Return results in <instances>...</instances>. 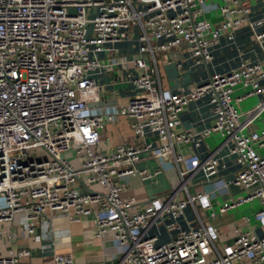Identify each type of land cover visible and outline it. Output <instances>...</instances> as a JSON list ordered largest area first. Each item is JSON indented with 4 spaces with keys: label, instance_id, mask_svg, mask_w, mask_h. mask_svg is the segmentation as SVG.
<instances>
[{
    "label": "built area",
    "instance_id": "1",
    "mask_svg": "<svg viewBox=\"0 0 264 264\" xmlns=\"http://www.w3.org/2000/svg\"><path fill=\"white\" fill-rule=\"evenodd\" d=\"M242 29L250 31L261 58L214 74L188 94L161 89L157 54L184 50L195 65H207L219 41L234 40ZM131 30L137 34L133 59L101 60L110 45L130 41ZM131 63L136 75L125 80L133 97L119 108L91 110L100 100L93 76ZM238 88L244 93L236 97ZM263 94L264 0H0V237L17 215L23 216L24 233L33 235L50 212L70 223L91 218L95 237L109 236L125 249L116 264H264V237L234 232L230 247L220 252L217 229L204 226L196 212L197 229H180L163 244L149 234L189 206L211 210L209 193H190L188 182L197 172L216 177L219 167L225 169L224 159L216 157L220 151L234 156L238 169L228 184L242 195L212 210L210 218L256 202L254 219L264 226V127L251 130L264 113V100L248 112L238 109ZM204 98L213 125L196 135L180 132V113ZM118 117L143 144L118 145L105 154L101 132ZM210 135L220 143L208 157L176 153L180 146L200 147ZM71 153L78 167L64 158ZM169 156L177 178L166 199L139 209L135 199L123 197L125 179L152 182L160 173L138 170L141 159L163 163ZM29 255L20 250L0 257V264H18ZM54 262L72 264L60 256Z\"/></svg>",
    "mask_w": 264,
    "mask_h": 264
},
{
    "label": "crops",
    "instance_id": "2",
    "mask_svg": "<svg viewBox=\"0 0 264 264\" xmlns=\"http://www.w3.org/2000/svg\"><path fill=\"white\" fill-rule=\"evenodd\" d=\"M132 37L128 42L110 45L111 51H105L100 58L108 60L112 64L123 57L133 59L137 53L136 30H131ZM251 34L248 29L239 31L234 40L221 39L211 50L212 61L207 65H195L189 54L184 51H172L167 54H157L156 69L161 89L173 94H188L194 87L206 81L214 74H225L236 69L242 61H254L262 57L257 46L251 43ZM176 55L173 58L172 53ZM154 69V66L151 65ZM128 74L136 75V70L131 64L119 65L117 68L102 69L93 79L100 85V100L90 105L93 111H105L126 105L133 97L134 91L131 84L125 78ZM244 91L236 89L234 95L241 96ZM264 100V94L253 96L238 104L240 112H248L254 109ZM180 132L196 135L200 131L210 128L214 122V115L208 106L207 98L191 103L179 115ZM264 127V113L253 123L252 131ZM146 141L156 145L154 137L147 136ZM220 140L216 135H210L200 144V147L186 145L176 148V153L184 157L196 155L199 160L208 157L217 151ZM130 144L140 146L133 136L128 121L118 117L111 124H106L101 132L99 148L103 153H110L116 146ZM260 152V150H258ZM216 157H222L226 168L219 167L216 177H207L202 172L192 175L188 182L190 193H209L211 210L187 207L183 215L178 219L164 218L162 223L154 225L149 234L157 237V243L163 244L176 235L180 229H197L199 227L195 212L199 215L206 227H214L218 231V239L215 246L220 252L230 247L234 232H249L257 237H264V226L254 219V213L259 205L255 202L246 204L233 211L225 213L217 212L214 218L209 213L218 211L224 202L230 201L242 195V191L230 184V180L238 167L234 163V156L227 151H220ZM66 158L74 167H78L75 156L67 154ZM70 158V159H69ZM138 170H147L154 173L160 171L152 182L141 181L139 178H127L123 181L126 191L123 197L135 199L136 208L142 209L149 205L155 198L166 199L169 194L170 183L177 178V173L172 168L171 157H167L162 163L161 159H141L135 166ZM122 183V182H121ZM227 184V186H224ZM181 197V196H180ZM252 217V218H251ZM253 219V220H252ZM23 216L17 215L12 223L3 226V234L0 237V257H12L20 250L29 251L30 255L20 259L18 264H55L57 256L68 258L72 264H116L124 254L125 249L120 248L109 236L97 238L94 236L95 225L91 218L79 223H70L66 217L60 214L45 212L43 222H40L33 235H27L22 229ZM246 264V262L242 263Z\"/></svg>",
    "mask_w": 264,
    "mask_h": 264
},
{
    "label": "rangeland",
    "instance_id": "3",
    "mask_svg": "<svg viewBox=\"0 0 264 264\" xmlns=\"http://www.w3.org/2000/svg\"><path fill=\"white\" fill-rule=\"evenodd\" d=\"M70 159V158H69ZM80 165V160L78 161V165L77 166H79ZM254 204H255V202H254ZM249 205H251V204H249ZM243 206H245V205H243ZM252 218V217H251ZM253 220V219H252Z\"/></svg>",
    "mask_w": 264,
    "mask_h": 264
}]
</instances>
